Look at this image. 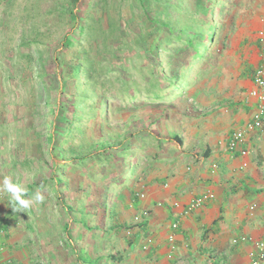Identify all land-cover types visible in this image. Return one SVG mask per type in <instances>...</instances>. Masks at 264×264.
<instances>
[{
  "label": "trees",
  "instance_id": "1",
  "mask_svg": "<svg viewBox=\"0 0 264 264\" xmlns=\"http://www.w3.org/2000/svg\"><path fill=\"white\" fill-rule=\"evenodd\" d=\"M230 5L241 4L76 0L49 10L62 28H33L15 42L0 37V122L4 110L16 108L8 119L13 133L4 136L12 142L9 164L19 177L35 169L24 198L37 190L45 196L24 212L32 215L29 230L42 220L78 264L121 261L118 241L131 243V230L143 226L118 221L125 192L177 142L167 131L171 113L204 87L222 57L236 22ZM37 115L48 125L47 159L16 142L17 125L29 136ZM40 139L34 133L30 141Z\"/></svg>",
  "mask_w": 264,
  "mask_h": 264
},
{
  "label": "crops",
  "instance_id": "2",
  "mask_svg": "<svg viewBox=\"0 0 264 264\" xmlns=\"http://www.w3.org/2000/svg\"><path fill=\"white\" fill-rule=\"evenodd\" d=\"M252 21L235 23L209 80L171 113L167 131L177 142L168 143L164 158L125 192L120 223L129 224L141 210L148 214L133 228L131 243L123 238L118 264H251L255 242L264 237V114L260 128L247 131L245 125L259 103L251 92L264 97L252 80L256 69L264 70V16ZM237 130H245L244 141L231 151L227 144ZM9 163L10 156L0 155V181L11 175L14 182L17 171ZM206 192L213 197L186 209ZM11 206L10 194L0 192V264H78L47 224L40 220L42 229L29 230L32 215L9 213Z\"/></svg>",
  "mask_w": 264,
  "mask_h": 264
},
{
  "label": "rangeland",
  "instance_id": "3",
  "mask_svg": "<svg viewBox=\"0 0 264 264\" xmlns=\"http://www.w3.org/2000/svg\"><path fill=\"white\" fill-rule=\"evenodd\" d=\"M76 0H0V37H10L13 42L17 41L19 37L25 33L29 32L33 28L44 30L48 26H51L50 30H56L58 28H62L63 23L60 21V19L57 17V14L55 12H49L53 6H59L63 7L66 6L68 2H75ZM240 2V6L238 8L232 7V5L229 6L228 10H230L232 13L236 14V22H240L242 20V23H253L254 21L258 20V18L264 16V0H228L230 3L234 2ZM56 9V8H54ZM233 10V11H232ZM54 11V10H53ZM235 27V26H234ZM1 88V87H0ZM194 92V91H193ZM182 99H179L181 101ZM4 103L8 100L4 99L2 100ZM13 109L4 110L2 114V119L0 122L4 125L0 128V142L4 141L3 146L0 148V155L3 156H10L8 153V148L11 146V139L10 137H7L5 139V135L8 134L11 136L13 133L12 124L8 120L10 116L13 115V112L15 111ZM46 110H42L41 114H44ZM127 113L123 114L122 121L127 117ZM7 118V120H6ZM115 119L111 116H108L106 120H108V125L111 124L114 125ZM6 120V121H4ZM119 122V123H121ZM93 132L97 134L100 131V126L94 125ZM18 133L17 135H20L22 137L20 140H17L16 142H19L22 148H28L30 147L35 150L37 153H42L43 157L47 159V152L46 148L48 147L47 143L45 142L48 125L45 123L44 118L40 115L34 116L30 118V125H29V136L26 134V129L22 124L17 125ZM12 131V133H11ZM38 134L41 139L37 142L30 141L32 134ZM166 156V155H165ZM162 158L164 156L162 155ZM3 164H8L3 163ZM140 164H143V160L140 161ZM35 169L30 170L27 173H24L20 177L18 175H15V182L20 181L23 185L25 184V180L28 176L33 177L35 175ZM127 214V212L124 210L123 214L117 213V218H123V215ZM138 213L133 215L131 218V221L129 224H134L137 222V219H135V216H137ZM121 221V220H120ZM40 229L43 227L40 226ZM133 230V229H132ZM131 230V232H132ZM55 234H53V237L55 238ZM122 236V234H121ZM127 239V237H125ZM62 250L68 251V246L64 242L59 243ZM125 244V240L121 239L118 241L117 248H122V246ZM135 249V248H134ZM61 250V249H60ZM41 264V263H40ZM45 264V263H44Z\"/></svg>",
  "mask_w": 264,
  "mask_h": 264
},
{
  "label": "built area",
  "instance_id": "4",
  "mask_svg": "<svg viewBox=\"0 0 264 264\" xmlns=\"http://www.w3.org/2000/svg\"><path fill=\"white\" fill-rule=\"evenodd\" d=\"M259 39L260 41H264L263 31L259 32ZM252 80L257 87L264 90V70L262 68H258L255 70ZM251 94L253 96L258 97L259 103L257 105L255 113L253 114L252 120L245 125V130L247 131L260 128L262 126V116L264 114V103H263L264 97L258 94L256 90H253ZM245 130H237L232 134L227 144V147L229 150L231 151L235 150L238 146L242 144V142L244 141V131ZM241 154L243 155L246 154V150L242 149ZM242 165L244 166L245 164L243 163ZM212 197H213V194L211 192L200 194L188 204L186 209L189 211L195 207L202 206L207 200L211 199ZM147 214H148L147 210H141L138 213V215L135 216V219H137V222H139L143 220L145 217H147ZM172 226L176 227L177 224L174 223ZM240 240L244 241L245 237H241ZM172 247L173 246L171 245L170 248ZM170 255L171 253L168 254V256ZM5 264H16V263L9 260L5 262ZM251 264H264V237L258 239L255 242V249H254L253 258L251 260Z\"/></svg>",
  "mask_w": 264,
  "mask_h": 264
},
{
  "label": "clouds",
  "instance_id": "5",
  "mask_svg": "<svg viewBox=\"0 0 264 264\" xmlns=\"http://www.w3.org/2000/svg\"><path fill=\"white\" fill-rule=\"evenodd\" d=\"M0 192L10 194V199L14 204V212H26L34 202L42 203L45 199L43 193L37 190L31 197L26 196V189L22 183H14L11 175L4 176L0 181Z\"/></svg>",
  "mask_w": 264,
  "mask_h": 264
}]
</instances>
